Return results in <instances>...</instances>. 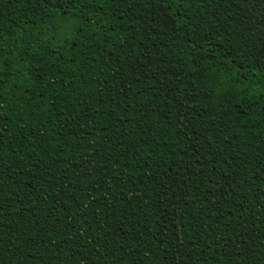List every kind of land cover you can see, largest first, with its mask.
Listing matches in <instances>:
<instances>
[{"label": "trees", "instance_id": "trees-1", "mask_svg": "<svg viewBox=\"0 0 264 264\" xmlns=\"http://www.w3.org/2000/svg\"><path fill=\"white\" fill-rule=\"evenodd\" d=\"M0 264H264V0H0Z\"/></svg>", "mask_w": 264, "mask_h": 264}]
</instances>
